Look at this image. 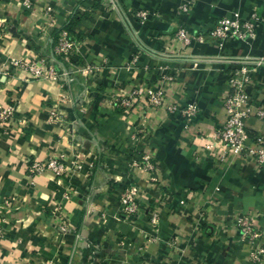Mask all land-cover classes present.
<instances>
[{
  "label": "crops",
  "instance_id": "crops-1",
  "mask_svg": "<svg viewBox=\"0 0 264 264\" xmlns=\"http://www.w3.org/2000/svg\"><path fill=\"white\" fill-rule=\"evenodd\" d=\"M252 7L264 10V0H0V105L14 108L0 132V264H253L234 216L257 214L264 246V166L233 159L217 167L205 148L236 65L216 57H264L262 27L255 38L222 47L208 31L218 17H245ZM139 10L148 13L145 23L134 16ZM181 26L205 42L178 50ZM61 30L79 41L63 86L5 71L16 57L51 60ZM86 66L96 70L84 75ZM150 85L164 106L148 107L142 96L130 107L115 104V96ZM247 90L254 104L264 103V64L253 66ZM62 95L61 119L51 120ZM191 101L199 107L192 118L165 110ZM247 125L263 130L253 118ZM144 150L158 176L148 192L146 175L128 167ZM57 155L69 167L60 182L51 172L27 175V159ZM128 181L144 189L143 204L122 219L118 199ZM153 208L161 212L157 227L146 215Z\"/></svg>",
  "mask_w": 264,
  "mask_h": 264
},
{
  "label": "built area",
  "instance_id": "built-area-1",
  "mask_svg": "<svg viewBox=\"0 0 264 264\" xmlns=\"http://www.w3.org/2000/svg\"><path fill=\"white\" fill-rule=\"evenodd\" d=\"M179 8L187 11V4H181ZM139 23H145L148 19L146 11H136L134 14ZM264 28V10L252 7L248 16H242L238 11L230 16L218 17L211 29L208 31L210 38L218 47H222L226 41H245L256 36L258 28ZM178 50H184L193 42L204 43L205 38L201 33L190 35L186 27L181 26L174 34ZM79 41L71 39L66 30L57 33L55 44L53 45V55L51 60L39 56L37 58H12L5 64V71L12 70L24 72L26 79L31 80H53L63 86V81L68 77L65 66L71 64V57L78 52ZM137 56H134L135 62ZM195 64V63H194ZM261 64H236L228 76V91L221 96L223 114L219 120L218 127L215 128L214 140L205 145L210 151L214 164L217 167H228L233 159L252 165L256 170L264 166V103L254 104L247 90L251 84V72L253 66ZM161 73L167 80H172V71L165 70ZM96 68L86 66L81 70L82 74H90ZM142 96L146 105L151 108L164 106V96L155 86L150 85L144 90H132L125 94L115 96V104L121 107H130ZM67 97L60 96L53 102L50 111L51 120H60L61 114L58 110V103H65ZM168 113L180 111L184 116L190 118L199 112L198 105L191 101L180 107L177 102L165 105ZM14 108L12 105H0V132L5 131L13 118ZM256 119L263 125V130L253 132L247 125L249 119ZM128 167L130 170H137L147 177V191H151L157 184V166L151 150H144L136 157L132 158ZM69 167L61 155L47 156L44 159L29 158L26 160V172L30 178H37L45 172H51L57 181H61L66 176ZM136 183L128 181L123 186L118 199L117 215L119 218L134 217L141 212L142 194ZM146 215L149 223L157 227L161 212L157 208L147 209ZM103 217L104 214H101ZM258 215L250 212L239 213L234 216V225L240 232L243 242L248 246L249 257L253 264H264V246L260 242L261 231L258 228ZM61 227L65 226L61 220ZM5 230L0 225V240L3 238Z\"/></svg>",
  "mask_w": 264,
  "mask_h": 264
},
{
  "label": "water",
  "instance_id": "water-1",
  "mask_svg": "<svg viewBox=\"0 0 264 264\" xmlns=\"http://www.w3.org/2000/svg\"><path fill=\"white\" fill-rule=\"evenodd\" d=\"M116 5V3H115ZM118 8V7H117ZM215 60L233 64H264V57H216ZM194 61H214L211 57H196Z\"/></svg>",
  "mask_w": 264,
  "mask_h": 264
},
{
  "label": "trees",
  "instance_id": "trees-1",
  "mask_svg": "<svg viewBox=\"0 0 264 264\" xmlns=\"http://www.w3.org/2000/svg\"><path fill=\"white\" fill-rule=\"evenodd\" d=\"M69 27V25L68 26H66V28H68ZM71 62H72V58H71Z\"/></svg>",
  "mask_w": 264,
  "mask_h": 264
}]
</instances>
